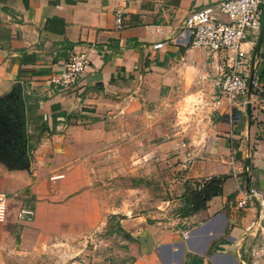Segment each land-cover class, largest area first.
I'll list each match as a JSON object with an SVG mask.
<instances>
[{"label":"crops","instance_id":"0c3cea01","mask_svg":"<svg viewBox=\"0 0 264 264\" xmlns=\"http://www.w3.org/2000/svg\"><path fill=\"white\" fill-rule=\"evenodd\" d=\"M219 1L0 0V97L22 91L30 161L29 171L0 162V264L109 224L130 237L131 264H264V215L235 205L245 186L264 196V36L250 117L242 98L219 93L226 56L179 38L192 9ZM74 53L88 55V70L74 90L54 89ZM124 177L160 178L165 196L128 211L118 202ZM209 181L218 194L190 213Z\"/></svg>","mask_w":264,"mask_h":264},{"label":"built area","instance_id":"2783aa9c","mask_svg":"<svg viewBox=\"0 0 264 264\" xmlns=\"http://www.w3.org/2000/svg\"><path fill=\"white\" fill-rule=\"evenodd\" d=\"M263 5L264 0H221L213 5L192 9L182 22L179 35L182 41L192 48L226 56L219 82V93L226 100L242 98L246 105H251V89L255 91L260 88L255 76L250 83L252 58L248 57L242 46L248 37L252 38L249 42L255 46L254 40L261 29ZM115 26L117 29L123 26L120 13L115 16ZM89 65L88 55L74 53L64 62L62 71L51 79L50 84L59 91L74 90ZM247 69L249 74H246ZM7 201L8 196L0 193V223L7 217ZM235 205L242 210H257L261 217L264 215V196L254 188L245 186L240 189ZM32 214L30 209L19 211L20 218Z\"/></svg>","mask_w":264,"mask_h":264},{"label":"rangeland","instance_id":"374dc122","mask_svg":"<svg viewBox=\"0 0 264 264\" xmlns=\"http://www.w3.org/2000/svg\"><path fill=\"white\" fill-rule=\"evenodd\" d=\"M161 164L164 163L157 162L156 167L159 168ZM165 165L168 166L167 163ZM129 169L130 165L124 163V174L128 173ZM161 182L160 178L148 182L147 180L124 177L120 187L123 194L122 197L118 198V200H121L118 202H122L121 204L128 211L138 203L142 208L143 206L146 207L147 203L151 201L158 203V200L165 196ZM147 183L149 184L147 185ZM142 208L138 212H143L144 209ZM158 211L163 213L162 209ZM175 216V213H168L161 221L169 223L170 219H174ZM134 253H136V250L130 237H127L115 224H109L104 229L92 235H86L70 245L66 242H58L57 246L48 252L46 251L41 257L35 260L26 259V262L21 264H131L135 258ZM11 264L20 263L13 260Z\"/></svg>","mask_w":264,"mask_h":264},{"label":"water","instance_id":"95a60500","mask_svg":"<svg viewBox=\"0 0 264 264\" xmlns=\"http://www.w3.org/2000/svg\"><path fill=\"white\" fill-rule=\"evenodd\" d=\"M264 36V6L261 15V29L258 40L254 48L250 65V83L254 76V60L260 57V48ZM22 91L13 89L10 93L0 97V162L4 163L10 169L27 170L30 168L29 157L25 151H19L15 148L17 139L26 138L24 130V121H18V114L14 106L18 103L22 109L25 108ZM251 105H246V115L250 117ZM15 113L13 117L12 114ZM21 129V130H20ZM26 141V139H25ZM248 167V162L247 166Z\"/></svg>","mask_w":264,"mask_h":264},{"label":"trees","instance_id":"16d2710c","mask_svg":"<svg viewBox=\"0 0 264 264\" xmlns=\"http://www.w3.org/2000/svg\"><path fill=\"white\" fill-rule=\"evenodd\" d=\"M260 71V70H259ZM257 77L256 79L258 81L263 79V71L262 72H257ZM264 80V79H263ZM250 94H253V89H251ZM205 190L202 191V194L196 193L193 196V200L190 202L189 206V212H195L197 210H200L204 208L205 203L213 196H216L219 191V183L216 181H209L206 185H204Z\"/></svg>","mask_w":264,"mask_h":264},{"label":"flooded vegetation","instance_id":"af4514ba","mask_svg":"<svg viewBox=\"0 0 264 264\" xmlns=\"http://www.w3.org/2000/svg\"><path fill=\"white\" fill-rule=\"evenodd\" d=\"M14 108H15L17 114H18V121H22V115H21V109H20V107H18L17 105H15ZM12 116L14 117L15 116V113L12 114ZM25 139L26 138H23V137L17 139V144L15 146V148H17V150L27 152V148L28 147H27V143H26Z\"/></svg>","mask_w":264,"mask_h":264}]
</instances>
